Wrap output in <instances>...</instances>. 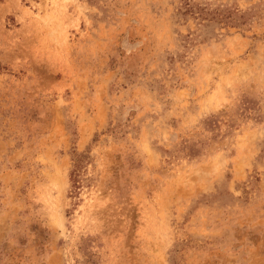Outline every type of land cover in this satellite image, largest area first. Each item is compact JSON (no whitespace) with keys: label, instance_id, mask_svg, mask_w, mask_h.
Returning <instances> with one entry per match:
<instances>
[{"label":"rangeland","instance_id":"rangeland-1","mask_svg":"<svg viewBox=\"0 0 264 264\" xmlns=\"http://www.w3.org/2000/svg\"><path fill=\"white\" fill-rule=\"evenodd\" d=\"M0 264H264V0H0Z\"/></svg>","mask_w":264,"mask_h":264}]
</instances>
